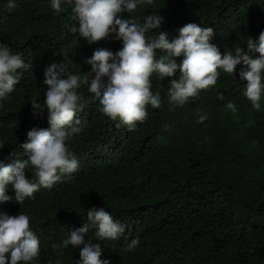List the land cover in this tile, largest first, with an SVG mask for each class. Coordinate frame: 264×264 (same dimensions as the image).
<instances>
[{
    "label": "trees",
    "instance_id": "trees-1",
    "mask_svg": "<svg viewBox=\"0 0 264 264\" xmlns=\"http://www.w3.org/2000/svg\"><path fill=\"white\" fill-rule=\"evenodd\" d=\"M6 2L0 0V42L21 52L32 67L22 73L11 99L0 104L5 164L24 158L19 145L30 127H47L46 112L31 111V100L43 101V68L63 53L68 71L83 73L91 68L85 60L94 49L120 47L113 34L88 44L70 33L68 26L76 23L70 12L56 14L48 0H17L14 9ZM154 10L164 20L146 35L163 31L171 40L180 26L195 22L213 28L211 42L221 53L237 43L246 48V37L255 39L264 29V0H156L155 9L138 6L134 15L142 20ZM150 79L160 107L147 106V118L131 130L117 128L82 85L84 107L75 116L86 123L68 141L78 169L21 205L0 202V213L30 216L41 245L35 264L56 259L51 244L84 223L93 205L128 225L126 235L100 242L101 258L111 264H264V97L261 108L252 109L242 95L246 81L238 72H221L215 85L177 106L167 98L169 78ZM229 101L235 111L226 107ZM199 115L206 119L198 123ZM6 192L13 195L11 186ZM94 231L88 236L96 242ZM133 237L138 245L123 251ZM78 258V249H63V264Z\"/></svg>",
    "mask_w": 264,
    "mask_h": 264
},
{
    "label": "clouds",
    "instance_id": "clouds-1",
    "mask_svg": "<svg viewBox=\"0 0 264 264\" xmlns=\"http://www.w3.org/2000/svg\"><path fill=\"white\" fill-rule=\"evenodd\" d=\"M56 14L68 10L75 24L68 26L81 40L92 44L113 34L120 47L113 52L96 48L85 62L91 65L85 72L68 71L63 59L54 60L43 68L42 84L46 86L43 101L31 100L33 116L46 112L47 127L33 125L26 131V139L19 147L24 158H16L5 164L0 161V202L14 199L22 204L31 199L40 188H51L65 175L78 169L79 162L70 150L68 141L80 134L85 121L75 116L84 107L78 91L86 85L92 99L99 102V111L119 128L129 130L147 118V106L158 108L160 93L150 90V77L158 80L168 77L167 98L170 103L182 106L200 90L215 85L221 72L233 75L238 72L246 81L242 95L251 108L259 110L264 97V29L253 39L247 36L241 43L221 53L211 42L213 28L188 22L177 29L171 40L167 33L158 31L154 36L146 34L159 29L164 17L158 11L134 15L138 6L155 9L156 0H48ZM6 7L14 9L17 0H7ZM126 12V17L121 13ZM159 50L160 54H156ZM179 57V63L176 58ZM241 66L239 69L237 66ZM32 65L19 51H12L9 44L0 42V104L10 100V93L24 71ZM235 111L231 101L226 104ZM206 119L199 115L197 122ZM163 127H166L164 125ZM4 141L0 140V148ZM11 155V154H10ZM27 172L31 177L26 176ZM11 186L13 195L6 189ZM85 222L67 231V235L51 244L56 259L48 264H63V249H78L74 264H111L109 258H101L104 251L101 241H114L126 235L128 225L113 218L104 207L95 205L85 212ZM96 242L88 236L89 229ZM87 237V238H86ZM139 243L133 237L123 251L133 250ZM40 241L30 227V216L19 211L16 215L0 213V264H35L40 255Z\"/></svg>",
    "mask_w": 264,
    "mask_h": 264
}]
</instances>
